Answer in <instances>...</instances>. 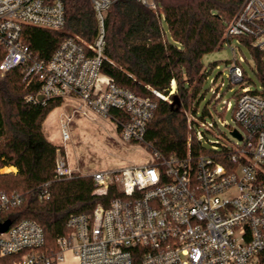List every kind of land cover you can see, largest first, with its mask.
Wrapping results in <instances>:
<instances>
[{
  "label": "built area",
  "instance_id": "obj_1",
  "mask_svg": "<svg viewBox=\"0 0 264 264\" xmlns=\"http://www.w3.org/2000/svg\"><path fill=\"white\" fill-rule=\"evenodd\" d=\"M112 1L91 0L97 22L93 41L70 36L48 58H39L25 40L23 28H64L63 1L0 0V77L22 66L24 80L41 83L40 94L28 100H79L76 109L83 115L111 118L124 141L140 143L151 153L149 163L91 174L93 193L104 197L112 188L114 196L90 213L71 214L69 231L58 236L54 255L44 251V230L33 219L0 230V257H15L0 264H59L67 252L79 264H133L136 258L141 264H264L263 87L244 84L240 64L244 57L235 55L229 77L242 85L234 108L237 126L231 132L237 129L241 137L233 135V144L215 141L205 150L192 148L189 138L184 152L164 153L146 139L157 103L118 85L102 70L105 17ZM136 1L157 7L155 0ZM239 35L249 37L251 45L264 52V0H244L226 31L227 37ZM220 88L221 84L211 87L217 99L222 96ZM176 91L174 78L168 93L153 90L168 101ZM226 104V108L231 105ZM68 121L62 122L64 140L70 138ZM215 124L194 115L190 128L202 144L199 127L210 130ZM75 172L58 149L55 179L71 178ZM49 196L45 183L39 198ZM21 203L18 194L3 192L0 213Z\"/></svg>",
  "mask_w": 264,
  "mask_h": 264
},
{
  "label": "trees",
  "instance_id": "obj_2",
  "mask_svg": "<svg viewBox=\"0 0 264 264\" xmlns=\"http://www.w3.org/2000/svg\"><path fill=\"white\" fill-rule=\"evenodd\" d=\"M62 1L66 12L64 28H23L25 40L39 58H48L67 37L77 35L87 41L95 38L97 22L91 0ZM155 1L156 8L136 0L112 1L105 17L106 58L102 70L118 85L157 103L146 131V139L155 147L166 154L180 153L191 138L192 148L205 150L195 135L189 134L185 116L190 107L196 115L192 105L208 75L203 56L220 49L225 41L238 38L253 51L264 92V52L253 47L249 37L226 36L227 27L244 0ZM163 18L171 38L164 29ZM2 57L0 46V61ZM173 78L180 105L173 104V98L168 101L153 92L168 93ZM40 87L37 79L24 80L22 66L0 77V170L6 166L17 169L0 171V194L16 193L22 198L19 206L2 211L0 220L9 219L13 224L24 218L33 219L44 230V251L54 255L59 250L58 236L69 231V216L92 212L98 203L114 196V190L99 196L93 193V177L78 172L71 178L55 179L58 149L62 153L64 149L47 138L43 125L63 100H28L30 95L40 94ZM45 183L50 196L41 200L39 191ZM14 258L0 260L10 262ZM133 264H141V259L136 258Z\"/></svg>",
  "mask_w": 264,
  "mask_h": 264
},
{
  "label": "rangeland",
  "instance_id": "obj_3",
  "mask_svg": "<svg viewBox=\"0 0 264 264\" xmlns=\"http://www.w3.org/2000/svg\"><path fill=\"white\" fill-rule=\"evenodd\" d=\"M163 26L166 34H171L166 21L163 18ZM232 45V46H231ZM231 45L225 41L220 49L206 53L203 63L207 70L199 97L192 107L196 108V115L205 122L216 123L213 128L207 130L199 127L203 132L202 145L210 149L215 141L233 144L236 142L231 129L237 126L234 116L236 92L241 89V83H232L230 68L234 64V57H244L240 64L245 71L244 84L252 89H262L261 80L256 70V61L253 51L236 37L232 38ZM232 47L236 48V54ZM216 82L213 83V80ZM221 84L219 92L222 96L217 99L211 87ZM230 106L226 108V103ZM79 100L67 99L55 107L44 121V132L47 138L63 146L64 153L71 167L78 174L91 175L97 170L119 169L131 165H141L151 161V153L143 145L137 142L124 141L117 130L116 122L111 118H104L91 114L83 115L76 107ZM194 112L191 107L185 110L189 134L194 137L190 128L193 122ZM71 116L70 120L67 117ZM68 121L70 138L63 139L62 122ZM1 172H16L14 166L1 168Z\"/></svg>",
  "mask_w": 264,
  "mask_h": 264
},
{
  "label": "water",
  "instance_id": "obj_4",
  "mask_svg": "<svg viewBox=\"0 0 264 264\" xmlns=\"http://www.w3.org/2000/svg\"><path fill=\"white\" fill-rule=\"evenodd\" d=\"M172 98H173V101H172L173 104L175 102H177V104L180 105V101H179L178 95L175 94ZM231 133L233 135H235V136L241 137L240 136V133L238 132L237 129H234ZM10 224H11V220H9V219L8 220H5L4 222H2L0 224V230L1 231H5L9 227Z\"/></svg>",
  "mask_w": 264,
  "mask_h": 264
},
{
  "label": "crops",
  "instance_id": "obj_5",
  "mask_svg": "<svg viewBox=\"0 0 264 264\" xmlns=\"http://www.w3.org/2000/svg\"><path fill=\"white\" fill-rule=\"evenodd\" d=\"M59 264H79L78 258L74 256L71 252L66 253V258Z\"/></svg>",
  "mask_w": 264,
  "mask_h": 264
}]
</instances>
